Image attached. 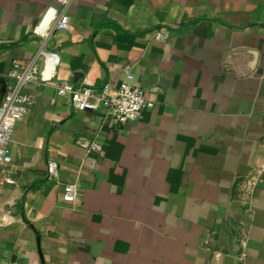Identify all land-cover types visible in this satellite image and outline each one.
<instances>
[{"label":"crops","instance_id":"1","mask_svg":"<svg viewBox=\"0 0 264 264\" xmlns=\"http://www.w3.org/2000/svg\"><path fill=\"white\" fill-rule=\"evenodd\" d=\"M49 5L0 0V103L12 60L59 56L55 85L23 86L35 103L0 171V264H264V0H72L69 29L43 37ZM127 72L154 106L125 124L57 93Z\"/></svg>","mask_w":264,"mask_h":264},{"label":"built area","instance_id":"2","mask_svg":"<svg viewBox=\"0 0 264 264\" xmlns=\"http://www.w3.org/2000/svg\"><path fill=\"white\" fill-rule=\"evenodd\" d=\"M72 0H55L57 5H49L42 20L35 27V32L43 37L49 34L50 29H69L70 15L68 12ZM156 40H166L170 31L165 27L153 31ZM38 56H42V62H37ZM59 62L56 52L41 48L36 57L28 62L14 59L8 71V76L13 80L8 84L6 93L0 103V171L11 161L12 155L9 148L12 132L16 124L31 110L35 103V97L31 93L23 91V86L32 82L44 84H56L55 74ZM57 93L61 96H69L72 106L77 110L97 109L100 110L106 122L121 125L127 121L138 119L146 108H152L154 101L147 98L144 90L135 83L134 75L127 72L118 85L106 83L96 89L90 85L83 84L75 86L68 81L56 85ZM92 151H101L102 145L98 142L90 144ZM58 165L55 160L48 163V176L50 179L56 177ZM259 176L251 174L244 179L243 194L245 204L250 199L257 186ZM6 181L11 182L9 177ZM79 186L75 182L64 186L63 200L75 203L78 199ZM240 243L243 248L241 259L244 261L248 247V232L245 227L241 230Z\"/></svg>","mask_w":264,"mask_h":264},{"label":"trees","instance_id":"3","mask_svg":"<svg viewBox=\"0 0 264 264\" xmlns=\"http://www.w3.org/2000/svg\"><path fill=\"white\" fill-rule=\"evenodd\" d=\"M109 23L111 24V26H113L117 30V32H119V33L123 32V29L117 23H115V22H109Z\"/></svg>","mask_w":264,"mask_h":264},{"label":"water","instance_id":"4","mask_svg":"<svg viewBox=\"0 0 264 264\" xmlns=\"http://www.w3.org/2000/svg\"><path fill=\"white\" fill-rule=\"evenodd\" d=\"M6 90H7V84L5 83V89H4V92H3V97H4L5 93H6Z\"/></svg>","mask_w":264,"mask_h":264}]
</instances>
